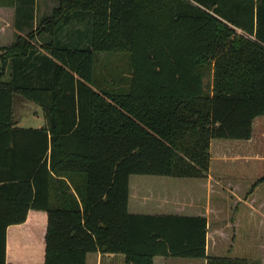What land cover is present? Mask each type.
Here are the masks:
<instances>
[{
    "label": "trees",
    "instance_id": "1",
    "mask_svg": "<svg viewBox=\"0 0 264 264\" xmlns=\"http://www.w3.org/2000/svg\"><path fill=\"white\" fill-rule=\"evenodd\" d=\"M35 1L0 0L16 32L0 48V264L30 210L46 214L43 264H248L206 255L205 218L129 214L128 184L206 179L212 140L250 139L264 116V0H57L36 25ZM114 52L128 74L99 85L96 56ZM15 96L42 127L17 126Z\"/></svg>",
    "mask_w": 264,
    "mask_h": 264
},
{
    "label": "crops",
    "instance_id": "2",
    "mask_svg": "<svg viewBox=\"0 0 264 264\" xmlns=\"http://www.w3.org/2000/svg\"><path fill=\"white\" fill-rule=\"evenodd\" d=\"M7 9L11 8H0V16ZM7 19L10 20V17H4L3 22H6ZM5 33V30H0V36H4L3 38L6 39L5 45L0 44L1 47L12 43L13 35L6 37ZM209 155L210 162L206 179H177L171 183L157 181L144 183L134 180L132 183L133 176H131L128 184V213L205 218L207 222L206 255L210 256V240L214 247L224 243L228 244V242L237 243L244 246L247 255L246 258L239 259L250 262L254 246L260 245L263 249L261 253L264 254V190L257 191L258 187L264 184L261 182L264 178V116L253 120L249 140H212ZM226 162L230 170L223 168L226 167ZM225 174H232L235 183L233 187L237 191L242 190L240 184L243 181H247V183L252 181V189L249 193H244V191L241 196L234 194L236 198L234 206L225 210L207 209L203 211L200 207V187L203 186L200 180L217 183V178L223 177ZM215 176L218 177L215 178ZM184 180H188L189 183L182 184L185 182ZM212 224L213 234L210 232ZM45 233L46 214L33 210L28 212L23 224L8 227L5 248L6 264H43ZM95 255L97 258L106 257L107 260L120 256ZM121 258L124 260L122 255ZM153 264H205V261L156 257L153 259Z\"/></svg>",
    "mask_w": 264,
    "mask_h": 264
},
{
    "label": "rangeland",
    "instance_id": "3",
    "mask_svg": "<svg viewBox=\"0 0 264 264\" xmlns=\"http://www.w3.org/2000/svg\"><path fill=\"white\" fill-rule=\"evenodd\" d=\"M57 0H36V22L35 25L40 21L41 18L45 16H49L53 7L57 5ZM5 13V14H4ZM0 21V30H5L6 37L9 35H13L12 42L14 40V36L16 34L14 28L15 16L13 9H7L1 14ZM4 17H10V20L7 19L6 22H3ZM34 25V26H35ZM4 36H0V44L5 45L6 39ZM8 42V41H7ZM0 48H3L0 46ZM128 59L127 55L124 52H114L111 54H97L96 56V64H95V79L97 83L100 85H105L107 81L112 79H124L126 74H128ZM7 70L6 74L3 78L4 81L7 80ZM13 116L14 120L17 123L19 128H40L44 125V118L41 110L33 103L27 101L25 98L20 96H15L13 102ZM227 164V162H226ZM226 170H230L229 165L223 167ZM225 173V172H224ZM227 175V176H226ZM232 174H225L223 177L217 178L216 181H211L208 183L206 180L201 181L200 183L203 186L200 187V207H202L203 211L207 209H216V210H225L230 206H234V201L236 198L234 194H238L241 196V193L250 192L252 189L253 182L243 181L241 185L242 190L237 191L233 186L234 178ZM218 176H215V178ZM134 180H139L144 183H164V182H172L177 181V179L167 178V177H152V176H133L132 183ZM182 184L189 183L188 180H184ZM239 187V184H238ZM133 189V187H132ZM264 190V184L260 185L257 191ZM243 193V194H244ZM242 200V197L240 198ZM229 231V228H227ZM210 232L213 234V224L211 225ZM261 246L257 245L253 247L252 253V262L248 261V264H264V254L261 253ZM209 255H217L221 257L227 258H246L245 249L243 245H239L237 243H224L222 245H216L215 247L212 245V241L209 243ZM202 263V262H201ZM86 264H126L124 260H122L121 255L116 256L112 260H107L106 257L97 258L95 254H89L87 256Z\"/></svg>",
    "mask_w": 264,
    "mask_h": 264
}]
</instances>
